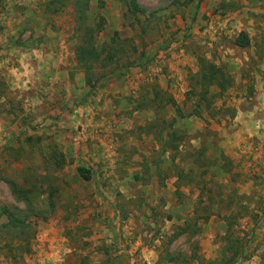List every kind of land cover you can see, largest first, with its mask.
Segmentation results:
<instances>
[{
  "label": "rangeland",
  "instance_id": "rangeland-1",
  "mask_svg": "<svg viewBox=\"0 0 264 264\" xmlns=\"http://www.w3.org/2000/svg\"><path fill=\"white\" fill-rule=\"evenodd\" d=\"M77 1L0 0V264H264V0Z\"/></svg>",
  "mask_w": 264,
  "mask_h": 264
},
{
  "label": "trees",
  "instance_id": "trees-1",
  "mask_svg": "<svg viewBox=\"0 0 264 264\" xmlns=\"http://www.w3.org/2000/svg\"><path fill=\"white\" fill-rule=\"evenodd\" d=\"M68 0H50V6H52L54 12H58L62 10L65 6V2ZM90 0H78L76 2L77 9L79 12L84 13L86 8L88 7ZM98 5L100 8H103L104 6V0H97ZM128 11L133 16H136L137 13L144 14V10L138 7L136 0H129L128 2ZM239 6L235 4L234 2L230 1H221L218 4V9L222 11L223 14H225L226 10L228 11H234L238 9ZM101 30V25H97L96 33ZM88 33V31H87ZM86 40L84 39V43L80 45L77 48L76 51V59L81 68L84 70V76H85V82L89 87H93L91 78H90V71L92 69V63L96 62L99 57V53L96 50V48L93 45V37L92 35H86ZM235 45L239 48H246L249 46V38L245 32H240L238 36L236 37L234 41ZM207 67H201L200 70L197 72L198 80L200 86H201V96L205 98L206 93L208 92V88L211 86H217L220 90L224 89V84H227L229 81L228 75H226L221 68H217L213 64H206ZM171 136V142L166 141L163 145V153L168 152L169 150L174 149L173 141L177 137L176 133L173 132L170 134ZM173 139V140H172ZM170 146V147H169ZM167 147V148H166ZM169 147V148H168ZM169 149V150H168ZM78 174L79 176L84 179L85 181H88L91 179V172L84 168H78ZM4 215H6L8 223V227L17 228L23 226V221L19 222L17 219H15L9 212L4 211Z\"/></svg>",
  "mask_w": 264,
  "mask_h": 264
},
{
  "label": "crops",
  "instance_id": "crops-1",
  "mask_svg": "<svg viewBox=\"0 0 264 264\" xmlns=\"http://www.w3.org/2000/svg\"><path fill=\"white\" fill-rule=\"evenodd\" d=\"M67 75V74H66ZM59 84H61V83H59ZM258 263V261L256 260V258L254 257L253 258V260L249 263V264H257Z\"/></svg>",
  "mask_w": 264,
  "mask_h": 264
}]
</instances>
